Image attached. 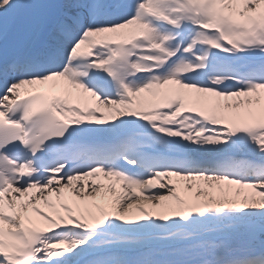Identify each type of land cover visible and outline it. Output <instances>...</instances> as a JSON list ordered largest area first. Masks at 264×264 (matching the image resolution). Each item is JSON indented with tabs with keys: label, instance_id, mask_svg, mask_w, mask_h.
<instances>
[{
	"label": "snow or ice",
	"instance_id": "snow-or-ice-1",
	"mask_svg": "<svg viewBox=\"0 0 264 264\" xmlns=\"http://www.w3.org/2000/svg\"><path fill=\"white\" fill-rule=\"evenodd\" d=\"M0 264H264V0H0Z\"/></svg>",
	"mask_w": 264,
	"mask_h": 264
}]
</instances>
